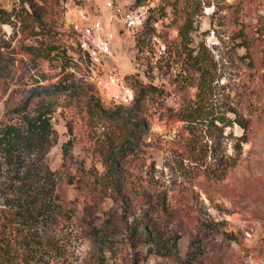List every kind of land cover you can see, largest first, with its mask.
I'll return each instance as SVG.
<instances>
[{
    "label": "rangeland",
    "instance_id": "1",
    "mask_svg": "<svg viewBox=\"0 0 264 264\" xmlns=\"http://www.w3.org/2000/svg\"><path fill=\"white\" fill-rule=\"evenodd\" d=\"M103 1L0 0V128L51 125L0 155V231L31 264H264V0H138L149 20L116 55L127 105L67 52ZM21 189L55 211L14 217Z\"/></svg>",
    "mask_w": 264,
    "mask_h": 264
},
{
    "label": "built area",
    "instance_id": "2",
    "mask_svg": "<svg viewBox=\"0 0 264 264\" xmlns=\"http://www.w3.org/2000/svg\"><path fill=\"white\" fill-rule=\"evenodd\" d=\"M149 17V7L138 0H104L94 13L78 11L70 23L69 60L83 68L103 100L115 105L134 100V89L121 75L116 55L118 49L136 46Z\"/></svg>",
    "mask_w": 264,
    "mask_h": 264
},
{
    "label": "trees",
    "instance_id": "3",
    "mask_svg": "<svg viewBox=\"0 0 264 264\" xmlns=\"http://www.w3.org/2000/svg\"><path fill=\"white\" fill-rule=\"evenodd\" d=\"M40 22V20L35 21ZM190 32V27L184 24L180 29V36ZM200 86V85H197ZM68 88L58 89V92H66ZM200 109L188 107L185 111V118L197 120L200 118ZM50 120L47 114L39 113L26 122L25 129H19L14 126H5L0 128V155L8 158H14L15 155H21L34 147H39L48 138L50 133ZM134 136V135H133ZM31 192L28 189H21L19 200L14 213V217L23 218L30 221L31 217L40 216L43 212L55 211L52 203L40 201L31 202ZM37 198H39L37 196ZM38 200V199H37ZM15 205V206H16ZM8 237L0 231V264H31V242L25 237H19L14 242L8 241ZM191 246H194V240Z\"/></svg>",
    "mask_w": 264,
    "mask_h": 264
}]
</instances>
